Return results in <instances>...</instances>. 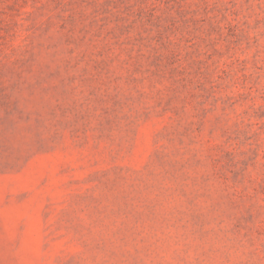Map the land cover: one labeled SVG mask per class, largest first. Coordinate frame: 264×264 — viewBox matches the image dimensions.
Returning <instances> with one entry per match:
<instances>
[{
    "label": "rangeland",
    "instance_id": "rangeland-1",
    "mask_svg": "<svg viewBox=\"0 0 264 264\" xmlns=\"http://www.w3.org/2000/svg\"><path fill=\"white\" fill-rule=\"evenodd\" d=\"M0 264H264V0H0Z\"/></svg>",
    "mask_w": 264,
    "mask_h": 264
}]
</instances>
